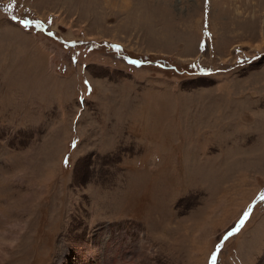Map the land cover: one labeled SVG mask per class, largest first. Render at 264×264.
Listing matches in <instances>:
<instances>
[{
	"label": "rangeland",
	"instance_id": "obj_1",
	"mask_svg": "<svg viewBox=\"0 0 264 264\" xmlns=\"http://www.w3.org/2000/svg\"><path fill=\"white\" fill-rule=\"evenodd\" d=\"M18 218L0 264H264V0H0Z\"/></svg>",
	"mask_w": 264,
	"mask_h": 264
},
{
	"label": "bare ground",
	"instance_id": "obj_2",
	"mask_svg": "<svg viewBox=\"0 0 264 264\" xmlns=\"http://www.w3.org/2000/svg\"><path fill=\"white\" fill-rule=\"evenodd\" d=\"M22 196L24 197L25 195H22ZM26 196L28 197V195H26ZM22 202L24 204L23 205L24 209H22V208L21 209L24 210V211H27V209L30 207V205L32 203L26 198L24 200L22 199ZM19 219L20 218L16 219L15 223H13V226H12L13 230L11 232L9 231L10 233H8V232L5 233V232L2 231V235L0 236V263L4 260L5 253H6L5 252L6 246L11 245L13 243V241H14V239L16 237L15 234H16V232L18 233V229L17 228H18L19 225H21Z\"/></svg>",
	"mask_w": 264,
	"mask_h": 264
},
{
	"label": "snow or ice",
	"instance_id": "obj_3",
	"mask_svg": "<svg viewBox=\"0 0 264 264\" xmlns=\"http://www.w3.org/2000/svg\"><path fill=\"white\" fill-rule=\"evenodd\" d=\"M11 7V5H9V8ZM66 162H67V158H66ZM245 216H247V213L245 214Z\"/></svg>",
	"mask_w": 264,
	"mask_h": 264
}]
</instances>
